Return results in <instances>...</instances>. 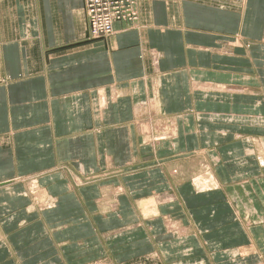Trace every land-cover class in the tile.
<instances>
[{
  "label": "crops",
  "instance_id": "0c3cea01",
  "mask_svg": "<svg viewBox=\"0 0 264 264\" xmlns=\"http://www.w3.org/2000/svg\"><path fill=\"white\" fill-rule=\"evenodd\" d=\"M134 10L92 38L84 0H0V264H264V0Z\"/></svg>",
  "mask_w": 264,
  "mask_h": 264
},
{
  "label": "rangeland",
  "instance_id": "374dc122",
  "mask_svg": "<svg viewBox=\"0 0 264 264\" xmlns=\"http://www.w3.org/2000/svg\"><path fill=\"white\" fill-rule=\"evenodd\" d=\"M134 4H135V0H132V4L130 5L129 7V10H131V16H130V13L129 11H127V16L122 18V20H134L135 17H136V12L134 10ZM85 5H86V0H84V9L86 11V8H85ZM87 13V19H88V26H89V30H90V35L91 37L93 38H102V37H108V35H110L113 31V25L112 23L114 21H118L120 19H113L112 20V29L111 31L109 32H98V33H93L92 32V26L90 25V22H89V17H88V12L86 11ZM198 174H201L202 175H205V177L203 176L202 179H200V177L198 176ZM28 188L25 189L24 192H26L27 195L30 196V199H31V204L27 207H32L33 209V216H34V219L35 218H38V216H40L41 214L42 215H47L46 213L47 212H50L52 211L53 208H55V200L54 198L52 199V197H50V195L46 194L45 192H43L41 189H39L38 187V181H37V178L36 177H31L29 178L28 180ZM191 183L193 185V188H195L197 191H202V190H212L213 188H215V180H214V176L210 170V167L208 165H203L201 167V170L199 171V173H197L196 175H194L191 179ZM21 193H23L22 191H20ZM54 216H56L54 214ZM39 219V218H38ZM46 219V218H44ZM77 220V219H76ZM74 220L73 218H68V219H62V218H59V216L57 215V217H54L53 220H50L48 222L49 226L48 228L50 230H54V229H59L60 225L62 224H65V223H69V224H74L75 222L77 223V221ZM35 221V220H34ZM60 222H63L61 224H59ZM21 228V227H20ZM34 229L39 231L37 226L35 225L34 226ZM52 235V234H51ZM53 236H58L55 232H54V235ZM0 245H2V240L0 241ZM252 259H249V263L248 264H256L254 261H251ZM139 261V259H132V262L128 263V264H139L140 262H137ZM52 264H56V263H52ZM73 264H127V263H124V262H113L112 260H110V258H105V257H101L97 260H88V261H84V263H73Z\"/></svg>",
  "mask_w": 264,
  "mask_h": 264
},
{
  "label": "built area",
  "instance_id": "2783aa9c",
  "mask_svg": "<svg viewBox=\"0 0 264 264\" xmlns=\"http://www.w3.org/2000/svg\"><path fill=\"white\" fill-rule=\"evenodd\" d=\"M132 0H86V11L92 32H109L112 29V20L126 17Z\"/></svg>",
  "mask_w": 264,
  "mask_h": 264
}]
</instances>
